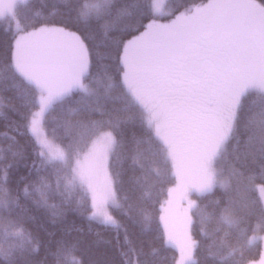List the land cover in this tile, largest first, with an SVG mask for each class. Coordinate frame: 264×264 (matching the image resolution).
<instances>
[{
    "label": "snow or ice",
    "instance_id": "snow-or-ice-1",
    "mask_svg": "<svg viewBox=\"0 0 264 264\" xmlns=\"http://www.w3.org/2000/svg\"><path fill=\"white\" fill-rule=\"evenodd\" d=\"M0 33V264L264 247V0H0Z\"/></svg>",
    "mask_w": 264,
    "mask_h": 264
},
{
    "label": "trees",
    "instance_id": "trees-1",
    "mask_svg": "<svg viewBox=\"0 0 264 264\" xmlns=\"http://www.w3.org/2000/svg\"><path fill=\"white\" fill-rule=\"evenodd\" d=\"M7 39L8 37L6 35L0 33V44H3ZM55 141L62 146V142L59 139H56ZM174 184L175 180L170 179V182L161 185L157 192L154 194L153 214L157 218L158 227L161 231L163 230V223L162 221H159V216L162 215L161 205H163L166 201L167 189ZM71 219L76 220L77 226H82L87 229V221L81 220L76 217H70V220ZM166 249L167 250L164 253V255L167 257L166 264H174L175 260L179 259L178 249L171 246H166ZM262 253H264V247L254 245L251 250L245 252L244 264H254L258 262L261 258Z\"/></svg>",
    "mask_w": 264,
    "mask_h": 264
},
{
    "label": "rangeland",
    "instance_id": "rangeland-1",
    "mask_svg": "<svg viewBox=\"0 0 264 264\" xmlns=\"http://www.w3.org/2000/svg\"><path fill=\"white\" fill-rule=\"evenodd\" d=\"M53 143L55 145H60L58 144L55 140H53ZM61 146V145H60ZM175 184L173 186H171L170 188L174 187ZM192 199H197L195 196L192 197ZM168 200V196L166 198V201ZM165 201V202H166ZM163 205H165V207H167V205L164 203ZM162 214H165L162 212ZM167 215L170 217V219H174L175 220V223H176V226L177 228L179 229V226H180V223H181V214H180V206L179 205H175L173 206L171 209H169V212L167 213ZM163 223V221H162ZM175 248V247H174ZM254 264H259V261L254 263Z\"/></svg>",
    "mask_w": 264,
    "mask_h": 264
}]
</instances>
